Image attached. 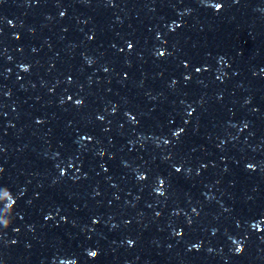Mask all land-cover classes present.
Returning <instances> with one entry per match:
<instances>
[{"label":"snow or ice","instance_id":"1","mask_svg":"<svg viewBox=\"0 0 264 264\" xmlns=\"http://www.w3.org/2000/svg\"><path fill=\"white\" fill-rule=\"evenodd\" d=\"M131 47V46H130ZM93 255H95V253H93Z\"/></svg>","mask_w":264,"mask_h":264},{"label":"clouds","instance_id":"2","mask_svg":"<svg viewBox=\"0 0 264 264\" xmlns=\"http://www.w3.org/2000/svg\"><path fill=\"white\" fill-rule=\"evenodd\" d=\"M96 255H97V253H96ZM95 257V256H94Z\"/></svg>","mask_w":264,"mask_h":264}]
</instances>
